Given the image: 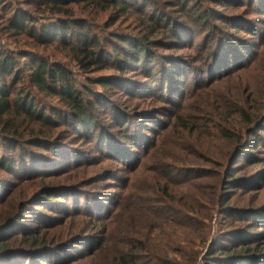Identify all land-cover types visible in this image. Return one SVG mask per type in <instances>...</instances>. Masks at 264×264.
Listing matches in <instances>:
<instances>
[{
	"label": "rangeland",
	"instance_id": "obj_1",
	"mask_svg": "<svg viewBox=\"0 0 264 264\" xmlns=\"http://www.w3.org/2000/svg\"><path fill=\"white\" fill-rule=\"evenodd\" d=\"M41 1H0V44L60 61L103 100L89 130L64 123V106L41 93L36 111L57 123L18 120L25 142L36 129L51 142H24L38 171L22 181L0 171V184L11 183L7 211L27 207L9 244L24 252L6 263L116 264L128 252L134 264H264V0H118L109 9L72 0L58 16L44 6L38 14ZM17 9L37 17L38 31L61 24L76 39L90 35L106 52L102 68L83 70L70 44L8 34ZM122 39L143 48L142 64L122 61ZM43 155L51 159L37 165ZM44 187L55 192L49 203Z\"/></svg>",
	"mask_w": 264,
	"mask_h": 264
},
{
	"label": "trees",
	"instance_id": "obj_2",
	"mask_svg": "<svg viewBox=\"0 0 264 264\" xmlns=\"http://www.w3.org/2000/svg\"><path fill=\"white\" fill-rule=\"evenodd\" d=\"M88 1H95L97 4L104 5L106 9L122 5V2L118 0ZM69 2L73 3L72 0H42L40 6L36 8V12L39 14L41 6H44L50 10L49 13L51 15L58 16L63 14L62 7L60 8V6L69 5ZM123 6V10L126 12L130 10L124 2ZM6 22L5 31L8 34L11 33L15 36L26 35L36 43H44L49 46L53 44L59 46L70 44V50L74 53L78 66L86 72L93 68H102L100 62L106 52L98 47V42L90 35L85 34L82 36V39H76L72 36V30L69 31V29L61 24L44 25L38 31L33 27L34 24L39 23L37 17L34 14L26 13L20 9L13 10L12 16ZM74 39L80 41L78 47L75 44L71 45ZM122 40L124 42L122 49L124 58L122 61L127 66H132L140 62L145 53L143 48H137V45L131 39ZM30 52L32 51L25 47L11 49L0 44V171L8 175L11 174L21 181L30 174V171H38L28 164L30 154L28 152L29 145H25V143L33 140L36 143L49 144L51 140L45 135L37 136L36 134L39 133V130L36 129L35 134L29 136V139L25 142L22 139V124L18 120L30 117L35 118L45 126L51 122L53 124L57 123L45 111H36L35 106L38 103V95L36 93H41L46 97L56 98L64 106V110L58 113L61 120H63V116H66L64 123L79 125L87 130L93 126V107L103 100V96L99 94H92L91 99L88 91L79 89L72 78L71 71L60 61L39 58ZM142 63L141 61L140 64ZM17 84L27 85L31 91L25 89L16 92L15 88ZM97 84L104 89L108 86L107 80L102 79ZM36 112L38 113L37 115ZM35 119L33 120L34 122ZM46 146H48L46 149H50V151L53 149L51 145ZM39 158L42 160L38 161L37 165L42 163L43 160L48 161L51 159L50 155H43ZM40 171V174H43L44 168H41ZM9 186H11V183L2 182L0 184V206L3 204L6 206L5 210L2 208V212L0 213V264H7L6 262L11 251L17 255L19 252H24V249L20 247L12 250L9 245L21 235L17 233L16 225L23 218L22 213L27 211L25 202L19 206V213L16 215H12L11 212L7 211V209L11 208V199L9 198L11 191L8 189ZM44 189L45 187L40 190L43 191ZM54 193L52 189H45V192H41V197L44 199L43 202L49 203L52 201V198L55 196ZM29 236L33 238V235L30 234ZM26 237H28L27 234ZM46 243L47 241L45 239L36 240L33 242V249H37L40 252L44 251ZM38 254L40 255L41 253ZM116 256V264H134L135 256L133 253L124 252ZM15 258L17 262L21 259L19 255ZM44 258L41 255L39 260L44 261ZM35 262H37L36 259Z\"/></svg>",
	"mask_w": 264,
	"mask_h": 264
}]
</instances>
